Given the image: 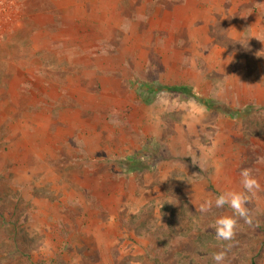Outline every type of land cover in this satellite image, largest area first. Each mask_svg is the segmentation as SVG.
<instances>
[{"label": "rangeland", "instance_id": "1", "mask_svg": "<svg viewBox=\"0 0 264 264\" xmlns=\"http://www.w3.org/2000/svg\"><path fill=\"white\" fill-rule=\"evenodd\" d=\"M14 1L0 264H264V0ZM243 169L251 223L217 239L232 209H198Z\"/></svg>", "mask_w": 264, "mask_h": 264}, {"label": "clouds", "instance_id": "2", "mask_svg": "<svg viewBox=\"0 0 264 264\" xmlns=\"http://www.w3.org/2000/svg\"><path fill=\"white\" fill-rule=\"evenodd\" d=\"M240 175V183L244 189L243 192H223L215 199L214 205L213 202L209 200L201 204L200 208L198 209L202 213L211 211L213 206L216 208H223L225 205H227L232 209V216H222L216 220L215 234L217 239L230 241L234 238L238 225L235 217H240L241 219H244L246 223H251L249 210L246 207V204L248 203L247 194H255L256 191L260 190L261 186L258 180L252 176L251 169H243ZM225 256V252L221 251L216 253L213 256V259L216 264H223Z\"/></svg>", "mask_w": 264, "mask_h": 264}, {"label": "built area", "instance_id": "3", "mask_svg": "<svg viewBox=\"0 0 264 264\" xmlns=\"http://www.w3.org/2000/svg\"><path fill=\"white\" fill-rule=\"evenodd\" d=\"M19 13L14 0H0V38L16 27Z\"/></svg>", "mask_w": 264, "mask_h": 264}, {"label": "trees", "instance_id": "4", "mask_svg": "<svg viewBox=\"0 0 264 264\" xmlns=\"http://www.w3.org/2000/svg\"><path fill=\"white\" fill-rule=\"evenodd\" d=\"M159 89L175 92L180 95H184V96L191 97V98H198L197 93H195V91L191 87H187V86L160 87Z\"/></svg>", "mask_w": 264, "mask_h": 264}, {"label": "crops", "instance_id": "5", "mask_svg": "<svg viewBox=\"0 0 264 264\" xmlns=\"http://www.w3.org/2000/svg\"><path fill=\"white\" fill-rule=\"evenodd\" d=\"M239 20V19H238Z\"/></svg>", "mask_w": 264, "mask_h": 264}]
</instances>
